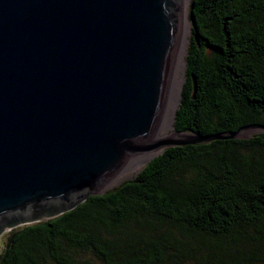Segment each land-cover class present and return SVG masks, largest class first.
<instances>
[{
  "label": "water",
  "instance_id": "obj_1",
  "mask_svg": "<svg viewBox=\"0 0 264 264\" xmlns=\"http://www.w3.org/2000/svg\"><path fill=\"white\" fill-rule=\"evenodd\" d=\"M185 1L0 0V234L105 193L169 147L264 132L173 126L161 139Z\"/></svg>",
  "mask_w": 264,
  "mask_h": 264
},
{
  "label": "trees",
  "instance_id": "obj_2",
  "mask_svg": "<svg viewBox=\"0 0 264 264\" xmlns=\"http://www.w3.org/2000/svg\"><path fill=\"white\" fill-rule=\"evenodd\" d=\"M178 132L264 125V0H191ZM0 264H264V132L169 147L133 178L4 234ZM261 243V247L255 245Z\"/></svg>",
  "mask_w": 264,
  "mask_h": 264
},
{
  "label": "rangeland",
  "instance_id": "obj_3",
  "mask_svg": "<svg viewBox=\"0 0 264 264\" xmlns=\"http://www.w3.org/2000/svg\"><path fill=\"white\" fill-rule=\"evenodd\" d=\"M190 3H191V0H189V7H188V13H187V16H188V22H189V33L186 34V46L184 48V60H185V63L187 65V60H186V57H187V48H188V44H189V38H190V35H191V28H192V25H191V22H190ZM185 65V66H186ZM185 66L184 65H180V68H179V71H178V75H177V80L179 82L180 85H182L183 83V80L184 78L186 77V70L185 69ZM175 76V75H174ZM184 84V83H183ZM178 85V83H177ZM177 93H178V87L176 88L175 90V105H174V109L173 111L175 112V110H177V106L179 105V100H177ZM180 93H181V89H180ZM173 102V100H172ZM166 121H168V118H166ZM175 124V122H174ZM172 132V129L169 128L168 124L165 123L164 124V128H162V136L163 135H167L168 133H171ZM246 136L250 135L249 132L245 133ZM152 156V155H151ZM146 157V158H143L135 163H133L132 165L128 166L124 171H122L112 182H110L103 190L101 191H107L111 188H113L114 186L116 185H119L121 182L125 181V180H128V179H131L133 178L145 165H146V161L151 157ZM53 217V216H52ZM51 218V217H49ZM49 218H46V219H49ZM46 219H43V220H46ZM39 221H42V220H39ZM34 222H37V221H33V222H28V223H22V224H16L14 227H18V226H23V225H26V224H31V223H34ZM13 227V228H14ZM12 228H7L6 230H4L3 232H1L0 234V250L1 248L3 247V243H4V234L7 232V231H10ZM256 248H259L261 247V243H258L257 245H255ZM83 259H90V261L93 263V264H102L99 260H97L94 256L92 255H89V254H83Z\"/></svg>",
  "mask_w": 264,
  "mask_h": 264
},
{
  "label": "bare ground",
  "instance_id": "obj_4",
  "mask_svg": "<svg viewBox=\"0 0 264 264\" xmlns=\"http://www.w3.org/2000/svg\"><path fill=\"white\" fill-rule=\"evenodd\" d=\"M189 5V0L185 1V5H184V11H183V40H182V46H181V51H180V55H179V59H178V63H177V67H176V71H175V76L173 79V83H172V88H171V92H170V96H169V101H168V105H167V109H166V113H165V117H164V122H163V128H164V124L167 123L169 128L172 129L171 133H168L167 135H161V139L163 138H168V137H174L176 136V132L173 129L174 126V105H175V90L178 87V93H177V100H179V96H180V89H181V85L179 84L178 80H177V75H178V71L180 68V65H186L185 60H184V48L186 46V34L189 33V22H188V6ZM178 83V85H177ZM173 100V102H172ZM166 118H168V121H166Z\"/></svg>",
  "mask_w": 264,
  "mask_h": 264
}]
</instances>
